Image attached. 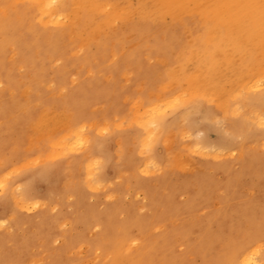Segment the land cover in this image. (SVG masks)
I'll list each match as a JSON object with an SVG mask.
<instances>
[{"label": "rangeland", "instance_id": "obj_1", "mask_svg": "<svg viewBox=\"0 0 264 264\" xmlns=\"http://www.w3.org/2000/svg\"><path fill=\"white\" fill-rule=\"evenodd\" d=\"M2 2L0 185L5 187L0 188V264H157L144 240L159 245L167 234V257L173 259L164 264H226L231 247L249 237L256 240L252 246L257 244V257L264 262V146L257 141L264 127L247 116L252 108L264 115V74L258 76L257 88L249 91L252 82L239 88L235 102L242 113L237 116L221 115L210 103L216 117L203 98H196L193 108L181 101L167 103L195 96L194 83L185 79L197 80L198 68L206 67L209 59L217 61L219 72L222 67L216 79L206 70L212 85H223L219 80L228 75L225 66L233 69L249 54L264 68V47L261 51L252 41L261 36L250 39V31L235 26L205 29L197 18L185 27L169 16L164 23L154 18L143 23L137 17L127 23L115 20L105 26L110 30L102 39L110 43L108 56L119 58L121 68L90 73L93 63L84 57L94 46L73 39L65 24L42 26L34 15L22 12L26 5H20L21 0ZM223 47L229 48V61L221 62ZM238 47L243 55L234 50ZM206 49L209 53L203 55ZM197 50L203 61L196 59ZM171 73L176 76L173 82ZM81 87L84 91L79 92ZM229 90H218L217 97ZM83 92L85 96L79 94ZM148 104L158 107L150 125L154 129L157 120L162 125L148 136L144 155L143 132L134 120L137 114L149 116ZM159 105H166L165 110ZM74 117L81 120L88 141L62 154L61 147L51 144L71 132L77 124ZM101 142L105 152L91 154V146ZM88 148L96 158L92 171L102 159L103 179L97 188L90 187L86 159H80ZM25 195L34 204L28 209L22 206ZM136 218L145 225V236L136 228ZM123 225L134 239L128 241L129 232L118 233Z\"/></svg>", "mask_w": 264, "mask_h": 264}, {"label": "bare ground", "instance_id": "obj_2", "mask_svg": "<svg viewBox=\"0 0 264 264\" xmlns=\"http://www.w3.org/2000/svg\"><path fill=\"white\" fill-rule=\"evenodd\" d=\"M21 2L22 3L20 5H24V2L26 5L25 9H23L22 12L25 15H30V16L34 15L42 26H44L45 24H51L52 26H61L62 27L63 24H65V25H67V27L69 29V33L73 37V39L80 41L81 43H83V45L86 43H89L90 45L94 46V48H95L94 52L88 53L84 57L85 60H90L93 63L91 65V67H92L91 70H89L90 73H93L95 70H97V72H101L104 69L105 70L108 69L107 70L108 72H110V71L114 72V71H117L118 68H121V66H120L121 63L119 61V58H114V57L110 58L108 56L109 51H110V48H109L110 43L106 39H102V38L105 37L106 35H108V31L110 29H105V26L111 24L115 20H122V21H125L127 23L131 19H133L134 17H137V19L139 20V23H143V22H145V20L150 19V18L157 19V20L161 21L162 23H164L165 18L167 16H169L171 18V20L173 21V23L175 25H178L179 27H185V26H187V23L190 19L197 18V23H199L200 26L204 27L205 29H211V30H220L221 28H227V30H228L229 28H232L235 26L238 29H245L246 33H247V31H250L249 32V38L250 39L254 38L255 35L261 36L259 38L252 39L253 47H256L257 45H259L261 47L260 50L262 49V47H264V0H21ZM2 3H3L2 0H0V5ZM57 24H59V25H57ZM118 24H119V22H118ZM159 28L161 29V27H159ZM117 29H120V28H117ZM230 30H232V29H230ZM129 35H130V33H129ZM246 38H247V36H246ZM138 40H139V38H138ZM132 41H134V39ZM222 49H223V51L221 52L222 53L221 62H223V58H224V61H226V60L229 61V58H228L229 48L223 47ZM234 50L239 52L241 55H243L244 50L241 47L235 48ZM208 53H209V50L206 49L203 55H206ZM230 56H232V55H230ZM195 57L198 61L204 60L203 57L201 56L200 51H198V50L195 52ZM47 58L49 59L50 57H47ZM134 59H135V57H134ZM259 60H261V59H259ZM232 62L235 64L236 60L233 59ZM206 64H207L206 67L203 65L200 68H198L199 73L197 74V76H198L197 80L194 81L195 78H193V76L185 79V81L188 82L189 84L194 83L193 88H194L195 96H193L192 98H189V99L183 98V97L182 98L177 97L175 100L167 102L168 105L172 106V105L176 104L178 101H181L183 107L193 108L191 105L194 103H198V101H199V100L197 101L196 98H203L206 105L208 106V108L211 109V112L216 117H218V116L216 115V112L213 110V108H211L209 106L210 103H214L215 105L218 106V109L220 110L221 115H224V116H228V114H230L232 116L240 115L242 113V111L239 108V106L237 105V103H236L237 101L235 102V100L237 98L236 95L237 94H238V96L240 95V89L239 88L241 86H244L247 82H252L251 86L247 87L249 89V91L251 89H254L255 87L257 88V86L259 85V84L257 85V83L259 81L258 76L260 74H262V75L264 74V68L261 66V61L254 59L251 56V54H249L248 58L245 56L242 57L239 60V62H237V66H234L233 69L229 68L227 70L226 66H225V74L226 75L228 74V75L225 78V80L224 79L219 80V81L224 82V84L221 86L218 84V82H217V85H212V83H211L212 81H210V79H212V78H207V76L205 75V72L208 69L210 71L214 72L215 75H214L213 79H216V78L221 76L222 67H221L220 72H219L218 65H217L218 63L214 58L207 60ZM31 66H36V65L32 62ZM107 71H105V72H107ZM59 77L60 76H58V78ZM170 77H171V82H173L174 79H176V76L174 73H171ZM93 79H94V77L90 78V80L88 82L89 88L95 86V83H94L95 81H92ZM245 80H246V82H245ZM263 82H264V80H263ZM175 85L177 86L178 84H175ZM97 87L98 86H96L93 89V91H95L97 89ZM226 87H229V88H226ZM77 90L79 92L84 91V87L78 88ZM218 90H221V92H224V90H229V91L226 92V95H222L221 97L219 96L220 97L219 98V97H217ZM243 90H244V88H243ZM243 90H241V91H243ZM79 94L82 96H85L86 92L79 93ZM242 94H243V92H242ZM102 95H103V93H102ZM245 98L248 99V97H245ZM162 100H163V98H162ZM139 101H140V99H139ZM159 101H161V99H159ZM259 104L261 105L262 103L260 102ZM197 105L195 107H197ZM251 106H249V107H251ZM157 108L158 107L154 104H148V108L146 109L147 114H145V117H147L146 115H149V116L144 119V117L142 115L137 114V116H135L136 119L134 118L135 124L143 132V138L141 141L140 151L144 152V155H146L147 147L149 145L148 136H152V133L154 131H156V128H158L162 125V122L159 120L156 121L157 126H155L154 129H153L152 125H150V122H151L150 116L158 113ZM164 108H166V105ZM164 108L161 107L162 110H165ZM171 109H173V108H171ZM56 110L58 111V109H56ZM259 110H261V109H259ZM177 111H178V108H177ZM194 111H195V109H194ZM259 112H256V109L252 108L247 112L248 115L247 114L246 115L248 116V119L253 121L256 125H259V126L261 125L262 127H264V115L259 114ZM175 113H176V111H175ZM58 114L60 115L61 113H58ZM44 115H46V114H44ZM47 116L46 117L43 116V117L48 118ZM53 117L55 118L56 123H57L58 118L56 116H53ZM162 117L164 118L163 115H162ZM40 118H41V116L39 117V123L40 124L37 123L38 121H36V123L39 126L41 125ZM78 118L82 119V117H78ZM236 119H238V118L236 117ZM74 120H75V122H77V124H75V126L73 127L71 132H65L64 134H61L58 137V141H56V142L54 141L51 144L54 147H61L60 150H62V154L63 153L68 154V153L74 152L79 146H82L85 142L88 141V137H87V134L85 135V130H84L83 125L78 124L79 121H81V120L76 121L75 117H74ZM50 122H52V121H50ZM165 122L166 121H164V123ZM237 122H238V120H237ZM44 123H46V122H44ZM56 123H53V125ZM235 127H236V125H235ZM242 127L243 126H241V128ZM100 130H101V128H100ZM188 132H189V130H188ZM145 133L147 134V136L145 135ZM237 136H239V135H237ZM259 136H260V134H259ZM171 138H173V137H171ZM248 139H250V138H248ZM257 141H259L258 144L264 146V136L263 135L261 137H259L257 139ZM204 142H207V140ZM97 145L96 144L95 145L93 144L92 146L90 145L91 146V148H90L91 154L93 151L105 152V150L103 149L104 143L101 142V143H99V146H97ZM203 148H205V147H203ZM237 150H238V148H237ZM84 153L85 154L82 155L80 157V159H82V157H83V159L84 158L86 159L87 178L86 177L85 178H86V180H89V183L91 184L90 187H93V188L96 187L97 188L96 183L103 179V177L101 175V169H100V166L102 165V159H100L101 163L98 166L99 169L97 171H92L93 165L95 164L94 160L96 158L94 159V157L92 155H89V148L86 151H84ZM203 153H204V151H203ZM204 155H206V154L204 153ZM79 156H73L75 161H77L79 159ZM147 157L150 160L152 159L149 156H147ZM176 158L178 159L177 155H176ZM145 166H146V163H145ZM183 166H184V164H183ZM147 167H149V166H147ZM198 168H199V166H198ZM147 170L145 169L144 171L146 172ZM141 171H143V170L141 169L140 172ZM1 181L2 180L0 179V183H1ZM3 187H5L4 184L0 185L1 189H3ZM27 197H28V195L23 196L22 206H24L25 208L28 209V207L30 206L29 203H31L32 201L30 200L29 197L28 198ZM161 202L162 201L160 200V203ZM31 204L34 205L33 203H31ZM253 211L256 212V210H253ZM248 213H250V212H248ZM13 215H14V213H13ZM102 218H104V217H102ZM135 223H136L135 224L136 228L139 231H142L141 234L143 236H145L146 232L143 231V228L145 225L143 224L142 220L140 218H136ZM160 227H162V226H160ZM122 232H129L130 237L128 238V241H130V239H134L133 236L135 234L128 231L124 225H123V227H121L119 229L118 233H122ZM104 233H107V235L108 234L112 235L110 230H106V231H104ZM255 241H256L255 239H250V237H249V238H246L242 244L232 246L231 250H230L231 256H230V258L226 264H264L263 257H261L260 259H258V257H257L256 248H255L257 246V244L255 247L252 246ZM210 242H211L210 239H208L207 240V243H208L207 254L209 253V251L211 249ZM123 243L125 245H128L127 242L123 241ZM156 243H155V245H152L148 240H144V246L145 247H146V245L150 246V248L153 251V253L150 251L149 255L157 256V260H156L157 264H164V262H167V258H169V257L173 259L171 254L169 255V257H167V253L170 252V247H171L170 236H168V234L166 237H162L159 245L158 244L156 245ZM260 248H261V246H260Z\"/></svg>", "mask_w": 264, "mask_h": 264}]
</instances>
